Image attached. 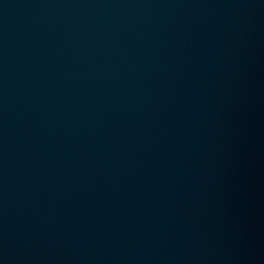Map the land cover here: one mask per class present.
I'll list each match as a JSON object with an SVG mask.
<instances>
[{
    "label": "water",
    "instance_id": "1",
    "mask_svg": "<svg viewBox=\"0 0 264 264\" xmlns=\"http://www.w3.org/2000/svg\"><path fill=\"white\" fill-rule=\"evenodd\" d=\"M0 264H264V0H0Z\"/></svg>",
    "mask_w": 264,
    "mask_h": 264
}]
</instances>
